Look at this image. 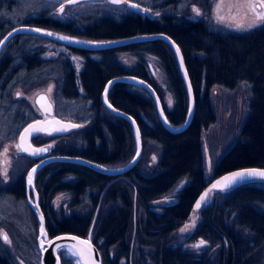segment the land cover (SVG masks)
Masks as SVG:
<instances>
[{"label": "trees", "instance_id": "1", "mask_svg": "<svg viewBox=\"0 0 264 264\" xmlns=\"http://www.w3.org/2000/svg\"><path fill=\"white\" fill-rule=\"evenodd\" d=\"M5 1L0 0V4ZM44 4V0H31V9H36L37 14H28L21 24L90 40L167 34L180 48L195 101L188 127L171 133L160 124L153 99L146 90L127 83L113 84L107 94L109 103L135 119L143 147L146 141L158 147L154 169L141 172L142 155L131 170L119 176L64 162L41 168L37 190L48 236L85 233L99 203L91 240L100 253L101 264H264V181L213 192L210 202L198 211L197 224L189 237L205 241L206 250L195 255L173 246V233L186 221L195 199L207 186L201 135L215 121L212 88L233 89L240 82L250 86L245 118L235 141L214 163L212 178L234 169L264 167V24L246 32H233L204 19L189 20L165 12L157 18L133 13L119 17L112 13L97 18L92 28H78L64 25L52 9L42 8ZM167 11L173 12L170 8ZM0 20L1 39L13 27H6L1 15ZM37 37L19 34L14 39ZM23 48L19 47L15 54ZM65 48L82 57V68L76 75L68 61L58 63L57 95L65 101L88 102V119L83 128L51 138L57 140L52 155L80 156L106 167L122 166L132 158V127L103 106L100 94L108 79L132 75L146 80L161 99L156 83L148 75L150 66L143 54L157 59L172 98L171 106L162 103L167 120L173 126L184 122L186 90L173 51L165 42L152 40L98 51ZM121 53L133 55L135 60L124 64ZM73 134L75 142L70 143L67 139ZM31 162L26 159L16 173L14 180L20 194V182ZM183 178L186 183L176 193L175 203L152 206L153 201ZM17 191L11 187L7 190L12 196L21 197ZM59 194L68 196L67 213L60 210L56 216L50 203ZM58 255L61 264H74V258L66 251H59ZM0 264H10L2 252Z\"/></svg>", "mask_w": 264, "mask_h": 264}, {"label": "rangeland", "instance_id": "2", "mask_svg": "<svg viewBox=\"0 0 264 264\" xmlns=\"http://www.w3.org/2000/svg\"><path fill=\"white\" fill-rule=\"evenodd\" d=\"M44 1L45 4L42 8L44 10L52 9L56 17L62 20L63 15H60L58 9L63 0ZM141 1V6L149 7L148 16L154 18L161 16L165 12L175 16L180 15L189 20L204 19L215 26L233 32H246L264 24V22L257 19V14L264 13V7L259 6L260 0H177V2L174 1L175 5L172 13H168L166 11L167 8L162 10L159 7L160 0ZM5 2L4 5L0 4V15L4 17V23L7 24L6 27L11 28L16 25H22L21 23L29 16L28 14L31 16L37 14L36 9H31V0H11L10 2L6 0ZM254 4L256 5L255 10L252 8ZM93 6V2L85 3L81 6V10L89 11ZM73 7L79 8V5ZM194 9H197L198 13ZM71 18L69 17L67 20L72 22ZM13 42L15 48L12 46ZM24 44L27 45L23 48ZM19 47L23 48L22 51L19 54L17 52L15 54V51ZM1 52L10 54L13 58L17 59L15 64L20 61V57L22 59H32L35 57L41 60L39 69L32 72L19 71L9 79L8 86L2 91L3 93L0 92V252L7 256L10 264H37L39 254L36 248L38 228L36 215L28 205L26 199L12 196V194L7 192L11 186L9 184L10 177L16 176V173L18 174L21 170V162H15L16 160H20L16 144L17 136L22 125L27 120H30L35 112L34 109L33 112L27 110L26 106L28 104L32 106L34 96L40 92H45L51 101L55 103L56 114L66 120L78 123L79 128H83L86 125L89 103L82 101V99L61 101L57 95L58 63L60 61H68L77 75L82 68L83 59L64 46L41 37L29 40H23V38L14 39L13 37ZM142 56L147 59L152 69L149 71L147 68L148 75L156 83L160 92L161 103L168 107V98L171 96L164 85L163 74L157 59L148 54H143ZM91 57L95 56L91 55ZM119 57L124 64L135 60V56L127 53H121ZM151 74L154 76L152 77ZM25 78L28 80H23ZM49 88H51V91H48ZM16 92H19L21 95L16 97ZM249 99L250 86L246 82L238 83L233 89L214 87L211 90V104L215 114V121L201 135L203 173L207 185L212 180L214 163L237 137L240 125L247 112ZM51 138L53 137H50V142L46 144L47 146L52 145L49 148L50 153H52V149L57 143V140H52ZM67 140L70 143L75 142L74 134ZM5 149H7V152H5ZM141 155V172L148 173L153 171L154 164L158 158L157 145L151 141H146L144 147L142 146ZM13 163L14 168H12ZM5 171L7 179L4 177ZM185 183V178L179 180L168 193L153 201L152 206L159 208L175 203L176 193ZM212 194L213 191L208 192L202 207L210 202ZM58 197H61V199L57 200ZM67 204L68 196L65 194L56 195L50 203L52 212L56 216H58L60 210L64 214L67 213ZM199 210L192 209L186 221L173 233V246H181L183 250L195 255L200 254L207 248L206 242L200 247H193L199 244L201 239L190 240L189 238L197 224ZM185 225L191 226L182 232L181 229L185 228ZM4 234L8 236L10 242L4 241ZM209 252L211 253L212 250Z\"/></svg>", "mask_w": 264, "mask_h": 264}, {"label": "water", "instance_id": "3", "mask_svg": "<svg viewBox=\"0 0 264 264\" xmlns=\"http://www.w3.org/2000/svg\"><path fill=\"white\" fill-rule=\"evenodd\" d=\"M77 1H79V0H71V2H69V3H74ZM109 1L113 2V0H109ZM131 5H133V3L127 4V6L133 11L147 12L145 10H141L140 7L138 9L131 8ZM33 29H39L40 31H33ZM49 32L53 33L54 35H51V36L47 35V33H49ZM9 33H11V35H9ZM19 34L38 36V37L47 39L51 42L60 44V45L65 46V47H69V48H73V49H77V50H86V51H98V50H104V49H112V48L128 45L131 43H139V42H146V41H152V40H161V41L165 42L166 44H168V46L171 48V50L173 51V54L175 56L177 66H178V69H179V72H180V75H181V78H182V81H183V84H184V87L186 90V95H187V111H186L184 122L179 127H174L173 125H171L169 123V121L167 120V118L165 116L163 106H162V103H161V100H160L158 94L156 93L154 88L146 80L139 78V77H136V76H132V75L117 76V77H112V78L108 79L102 88V91L100 94V99H101V103L103 104V106L110 113L126 119L130 123L132 130H133L134 142H135V152H134V155L132 156V158L126 164L119 166V167H106L104 165L98 164V163L93 162L91 160H87V159L80 157V156H71V155H49V156H47L48 151L43 152L39 155H31L30 153L32 152L33 149H35V148H46L47 147V146H40V147L33 146L31 144V138L32 137L40 135V134H46L50 137H57V136L64 135L70 131H73V130H76L79 128V127H73V125H78V123H75L72 121H67V120H61V119L52 115L53 114L52 103L45 93L37 94L35 99H34V102H35L36 106L39 108V110H41V112L47 113L48 115H50V117L45 118L43 120H34V121L27 123L20 130V132L17 136V146L18 145L21 146V147H19V150L22 154L26 155L29 158H33V159L41 158L40 161H38L37 163L32 165L27 170L25 177H24L25 187H26V201H27L28 205L30 206V208L32 209V211L35 213L36 218H37V222H38L37 236H36V248H37V251L39 254L38 264H61L60 258L58 255L59 251L63 250V251L69 252V250L72 249L73 246H75L76 248H87V245H81L79 243L80 240L89 241L91 244V251H90V256H89V254L86 253L83 258H81L80 256H73L76 260V263L78 264V262H79V264H101L100 253H99L97 247L93 244V242L91 240L92 229H93V225H94L97 213H98L99 203L97 204V207L94 211V215L92 217L90 226L85 233L75 234V233H71V232H62V233L56 234L52 237H49L47 234V231H46L45 220H44V232L46 233V235H41L40 215L42 214V212H41L40 207L38 209L36 207V205H38V203H37L38 197H37V193H36L35 188H34L35 175H36L37 171L40 170L43 166L50 164V163H54V162H65V163L81 165V166L89 168L95 172H98V173H101V174H104L107 176L122 175V174L128 172L129 170H131L137 164V162L141 156V152H142V141H141L140 131H139V128H138V125H137L135 119L131 115L127 114L126 112H124L122 110H119V109L113 107L112 105H111L112 107L110 108L108 106L110 104L108 99H107V103L105 102V89H107V94H108V91L113 86V84L118 83V82L127 83V84L134 85V86H139L149 93V95L152 97L154 105H155L157 118H158L160 124L162 125V127L164 129H166L167 131H169L171 133H178V132H181L184 129H186L188 127V125L190 124L192 117H193L195 101H194V94H193L192 86H191V90H189V85H191V82H190V79H189V76H188V73H187V70L185 67V63H184L182 53L180 51L179 54H177L176 48L179 46L176 44V42L171 37H169L167 34L160 33V32L149 33V34H137V35L124 37V38H117V39L90 40V39H86V38L66 35L63 33L55 32L52 30H47L44 28H40V27L33 26V25H27V24L15 26V27L11 28L8 32H6V34L0 39V41H2V43H0V53H1L2 49L4 48V46L9 41L14 36L19 35ZM59 36H66V37H69L70 39L69 40H62V39L58 38ZM76 41H80V43H77ZM181 59L183 60V67L181 66ZM149 68H150V70H152L151 67H149ZM185 72L187 73V76H185ZM38 96H45L46 97V100L42 101V103L44 104V108H41V105L36 103ZM114 109H115V111H114ZM161 113H163V115H161ZM37 121L44 122L41 126L44 127L46 129V131L34 133L31 137L26 138L22 142L21 141V135L24 133V129L27 128L28 125H30V124L36 125ZM137 132H139V136H137ZM48 133H51V134L49 135ZM24 149H27V150L25 151ZM37 166H39V167H37ZM33 168H36V171H35V173H33L32 184L30 185L28 183V174L32 171ZM249 169L264 170V167H244V168L230 170V171L225 172V173H223L217 177H214L210 181V183L205 187V189L202 190V192L197 196V198L195 199V201L192 205V209L198 210V209L202 208L204 201L201 202V207L198 209L196 208L197 201L200 200V197L204 193H206V192L208 193L209 189H212V185L216 184L217 181L222 180V178H224L226 176H230V174H232L234 172L244 171V170H249ZM251 181H264V180H261L258 178H253V179L248 180L247 182H251ZM247 182H244V183H247ZM238 185H240V184H237V185L230 187V188H227L225 190H229V189L234 188ZM29 190L32 193V200L29 197ZM225 190L212 189L211 191L216 192V191H225ZM73 237H76L78 239H73ZM57 238H59V239H57ZM41 241H43V244H41Z\"/></svg>", "mask_w": 264, "mask_h": 264}, {"label": "flooded vegetation", "instance_id": "4", "mask_svg": "<svg viewBox=\"0 0 264 264\" xmlns=\"http://www.w3.org/2000/svg\"><path fill=\"white\" fill-rule=\"evenodd\" d=\"M174 1L177 2V0H160L159 1V3H160L159 7H161L162 10H163V8H170V12H172L173 11V7L175 5ZM69 2H70V0H63L60 3L58 12L60 13V15H63V18H62L61 21H62V23L64 25L75 26V27H78V28H92V27H94L96 25L97 18L101 19V18L107 16L108 14L115 13L119 17H127L130 13L139 14L141 16H148V10H149V7L141 6L142 3L138 2L136 0H120L119 3L110 2L109 0H79V1L74 2V3H69ZM89 2H93L94 6L89 11H87V10L82 11L81 10V6H83V4L89 3ZM128 3L136 4V5H138L141 8V10H145L147 12H144V11H140V12L133 11L127 6ZM76 5H79V8L78 7H76V8L73 7V6H76ZM61 7H63V12L60 11ZM91 14H92V16H91ZM69 17H72L71 18L72 22H69V20H67ZM16 60L17 59L13 58L10 54H6L4 52L0 53V92H2L4 89H6V86H8L9 79L11 77H13L14 75H16L19 71L32 72L34 70L39 69L40 66H41V60H38L35 57H33L32 59L31 58L20 59V61L18 63L16 62V64H15ZM62 62H64V61H62ZM59 63H61V61ZM17 93H19V92L15 93L16 97H18ZM40 93H45V92H40ZM37 94H39V93H37ZM36 95L34 96V98L32 100V102H33L32 106L29 105V104L26 106L27 110H30L31 112H33V109H34L35 112L33 113V116L30 118V120H27L26 123L24 125H22L20 130L27 123H29L31 121L43 120L45 118H49L50 117V115H48L47 113L41 112V110H39V108L36 106V104L34 102V99H35ZM47 97L49 98L48 95H47ZM58 99H60L61 101H65V100H63V99H61L59 97H58ZM49 100L51 101L50 98H49ZM51 103H52V107H53V114L52 115L57 117V118H59V119H61V120H66V119L62 118L61 116H59L58 114L55 113L56 112L55 111V103L53 101H51ZM67 121H69V120H67ZM64 135H61V136H64ZM48 142H50V136H48L46 134H40V135H37V136H34V137L31 138V144L33 146H37V147L47 146L46 144ZM18 150H19V148H18ZM49 155H51V153L49 152V149H48L47 156H49ZM18 156H19L20 160H16L15 162H17V163L21 162L20 167L23 165V163H25L26 159H30L32 161L30 166H28L26 168V170L24 172V175L22 177V181L20 182L21 183V188H22V193L20 194L16 190L17 189V186H16L17 185V180H14L15 179V175H14V179H13V177H10L9 184H11L10 187L13 188V191L14 190L17 191L21 195L22 198L26 199V187H25V181H24L25 174H26L27 170L32 165H34L35 163L40 161L41 158H36V159L29 158L26 155L22 154L20 152V150H19ZM14 163H13V167L12 168H14ZM45 166H43V167H45ZM38 172H39V170L37 171V173L35 175V178H34V188H35V191H36L37 197H38L37 203H38V205L40 207V204H39L40 203V196H39L40 193L37 190V186H38L37 174H38ZM29 197L32 200V193H31L30 190H29ZM40 209H41V212L43 214V210H42L41 207H40Z\"/></svg>", "mask_w": 264, "mask_h": 264}, {"label": "snow or ice", "instance_id": "5", "mask_svg": "<svg viewBox=\"0 0 264 264\" xmlns=\"http://www.w3.org/2000/svg\"><path fill=\"white\" fill-rule=\"evenodd\" d=\"M71 2V0H70ZM114 3H119V0H113ZM260 7H264V0H260ZM256 5H252L253 10H255ZM131 8L134 9H138L139 6L136 4L131 5ZM61 12H63V7H61L60 9ZM194 11H197V9H194ZM222 19V18H221ZM257 19L264 22V13H259L257 14ZM249 27H251V25H249ZM33 31H40L39 29H33ZM9 35H11V33H9ZM47 35H54L53 33L49 32L47 33ZM59 39L62 40H69V37L66 36H59ZM77 43H80V41H76ZM0 43H2V41H0ZM176 52L177 54H179L180 49L179 47L176 48ZM181 66L183 67V60L181 59ZM77 67H79V65H77ZM185 76H187V73L185 72ZM111 83V82H110ZM189 90H191V85H189ZM48 91H51V88L48 89ZM20 93H17V96H20ZM46 100L45 96H38V99L36 100L37 104L41 105V108H44V104L42 103V101ZM105 102L107 103V89H105ZM172 104V98L169 97L168 98V105L171 106ZM110 108L112 107L111 104L108 105ZM115 111V109H114ZM161 115H163V113H161ZM44 122L41 121H37L36 125H28L27 128L24 129V133L21 135V141L23 142L26 138L31 137L34 133H39V132H44L46 131V129L44 127H42L41 125ZM73 127H79V125H73ZM49 135L51 133H48ZM137 136H139V132H137ZM18 148L21 147L20 145L17 146ZM52 145H48L46 148H35L32 150V152L30 153L31 155H39L43 152L48 151L49 148H51ZM25 151L27 149H24ZM5 152H7V149H5ZM39 167V166H37ZM36 168H33L32 171L28 174V183L31 185L32 184V176L33 173H35ZM4 177L5 179H7V173L5 171L4 173ZM253 178H258L261 180H264V170H256V169H249V170H244V171H238V172H234L232 174H230V176H226L224 178H222V180L217 181L216 184L212 185V189H220V190H225L227 188L233 187L237 184H242L244 182H247L250 179ZM212 189H209V191H211ZM207 192L204 193L201 197L200 200L197 201L196 203V208H200L201 207V202L205 201L206 197H207ZM61 199V197H58L57 200ZM37 209L39 208V205H36ZM40 227H41V235H46V233L44 232V217L43 214L40 215ZM191 225H185V228L181 229V231H185L187 230ZM3 239L5 242H10L8 239V236L6 234L3 235ZM59 239V238H57ZM73 239H78L76 237H73ZM79 243L81 245H87V248H76L75 246H73L72 249L69 250V252L67 253V255L70 256H80L81 258L84 257V255L87 253L90 256V251H91V244L89 241L87 240H80ZM41 244H43V241H41ZM205 244V241L201 240L199 242V244L194 245L193 247H200L201 245ZM79 264V262H78Z\"/></svg>", "mask_w": 264, "mask_h": 264}, {"label": "bare ground", "instance_id": "6", "mask_svg": "<svg viewBox=\"0 0 264 264\" xmlns=\"http://www.w3.org/2000/svg\"><path fill=\"white\" fill-rule=\"evenodd\" d=\"M106 40H108V39H106ZM155 90V89H154ZM157 93V92H156ZM174 127H179V126H174ZM72 156V155H71ZM65 163V162H64ZM213 179V178H212ZM68 253V252H67ZM73 257V256H72ZM74 258V257H73ZM74 264H77L76 263V260H75V258H74Z\"/></svg>", "mask_w": 264, "mask_h": 264}]
</instances>
